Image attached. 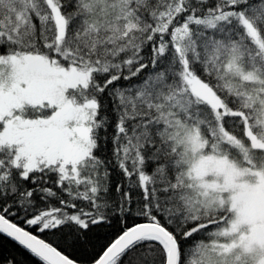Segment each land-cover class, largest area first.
Here are the masks:
<instances>
[{
    "label": "snow or ice",
    "instance_id": "snow-or-ice-1",
    "mask_svg": "<svg viewBox=\"0 0 264 264\" xmlns=\"http://www.w3.org/2000/svg\"><path fill=\"white\" fill-rule=\"evenodd\" d=\"M0 264H264V0H0Z\"/></svg>",
    "mask_w": 264,
    "mask_h": 264
}]
</instances>
